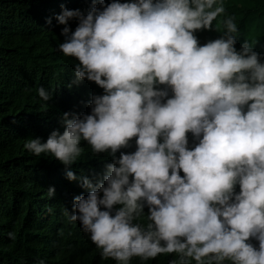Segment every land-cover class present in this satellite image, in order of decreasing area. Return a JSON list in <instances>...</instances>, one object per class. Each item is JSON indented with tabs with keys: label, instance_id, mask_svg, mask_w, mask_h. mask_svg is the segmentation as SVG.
I'll list each match as a JSON object with an SVG mask.
<instances>
[{
	"label": "clouds",
	"instance_id": "9594fccd",
	"mask_svg": "<svg viewBox=\"0 0 264 264\" xmlns=\"http://www.w3.org/2000/svg\"><path fill=\"white\" fill-rule=\"evenodd\" d=\"M80 3L0 36V102L45 83L12 106L0 264H264V52L223 0Z\"/></svg>",
	"mask_w": 264,
	"mask_h": 264
},
{
	"label": "trees",
	"instance_id": "16d2710c",
	"mask_svg": "<svg viewBox=\"0 0 264 264\" xmlns=\"http://www.w3.org/2000/svg\"><path fill=\"white\" fill-rule=\"evenodd\" d=\"M3 1V0H0ZM7 8L2 10L5 15L15 16L16 22L26 27L35 17H42L48 12L61 10V6L69 9H81L84 0H7ZM226 14L233 16L239 30V41L247 39L252 43L257 51L264 52V0H223ZM10 16L5 21L0 18V36L5 26L13 20ZM223 15L213 21L216 31H208V34L202 35L203 40L215 39L222 34ZM19 24V25H20ZM204 41V42H205ZM239 47V42L237 44ZM0 74L5 76L11 74L5 65L0 63ZM40 86H45L43 80H36L21 92L9 96L0 102V173L4 166L11 162L15 151L16 144L21 136L27 132L25 118L16 112L12 106L21 98H25L35 92ZM55 95L51 88L48 89ZM52 96V97H53ZM51 105L57 106L58 109L65 106L57 99H51ZM70 105V104H69ZM68 105V106H69ZM67 106V107H68ZM3 257L0 254V262Z\"/></svg>",
	"mask_w": 264,
	"mask_h": 264
},
{
	"label": "bare ground",
	"instance_id": "6f19581e",
	"mask_svg": "<svg viewBox=\"0 0 264 264\" xmlns=\"http://www.w3.org/2000/svg\"><path fill=\"white\" fill-rule=\"evenodd\" d=\"M66 5H64V7H65ZM61 9V8H60ZM59 11H61V10H59Z\"/></svg>",
	"mask_w": 264,
	"mask_h": 264
}]
</instances>
